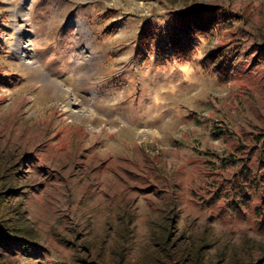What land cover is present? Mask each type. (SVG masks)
Segmentation results:
<instances>
[{
  "label": "rangeland",
  "instance_id": "obj_1",
  "mask_svg": "<svg viewBox=\"0 0 264 264\" xmlns=\"http://www.w3.org/2000/svg\"><path fill=\"white\" fill-rule=\"evenodd\" d=\"M186 10L190 61L140 45ZM7 218L0 264H264V0H0Z\"/></svg>",
  "mask_w": 264,
  "mask_h": 264
},
{
  "label": "trees",
  "instance_id": "obj_2",
  "mask_svg": "<svg viewBox=\"0 0 264 264\" xmlns=\"http://www.w3.org/2000/svg\"><path fill=\"white\" fill-rule=\"evenodd\" d=\"M193 11V10H192ZM191 10L179 12L173 17L168 28L165 31H157L155 27H149L140 34L139 43L141 46L149 49V44H162L164 49H169V56L176 62H187L193 57L197 41L199 39L212 36V31L216 29L219 21L217 18H208L207 15L194 14ZM213 58L215 54L212 55ZM211 56H205L203 63L206 67L211 68V72L220 82H225L230 78V69L225 68L223 64L214 61L208 63ZM8 219L10 223H8ZM22 225L19 220L13 218L5 219V223L0 221V241H9L12 239L14 231L21 230ZM26 233V232H25Z\"/></svg>",
  "mask_w": 264,
  "mask_h": 264
},
{
  "label": "bare ground",
  "instance_id": "obj_3",
  "mask_svg": "<svg viewBox=\"0 0 264 264\" xmlns=\"http://www.w3.org/2000/svg\"><path fill=\"white\" fill-rule=\"evenodd\" d=\"M22 42H23V41H22ZM22 42H21V43H22ZM23 43H24V42H23ZM29 44H30V43H29ZM25 45L27 46V45H28V43H27V42H25ZM30 46H31V44H30ZM27 49L30 51V49H31V48L29 47V48H27ZM31 62H32V61H31Z\"/></svg>",
  "mask_w": 264,
  "mask_h": 264
}]
</instances>
